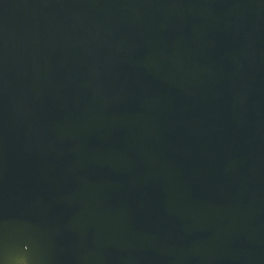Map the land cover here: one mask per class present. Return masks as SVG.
<instances>
[{"label": "water", "instance_id": "water-1", "mask_svg": "<svg viewBox=\"0 0 264 264\" xmlns=\"http://www.w3.org/2000/svg\"><path fill=\"white\" fill-rule=\"evenodd\" d=\"M0 264H264V0H0Z\"/></svg>", "mask_w": 264, "mask_h": 264}]
</instances>
